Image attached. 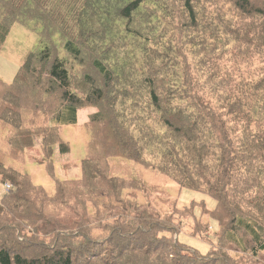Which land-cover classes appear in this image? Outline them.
I'll use <instances>...</instances> for the list:
<instances>
[{
  "label": "trees",
  "instance_id": "trees-1",
  "mask_svg": "<svg viewBox=\"0 0 264 264\" xmlns=\"http://www.w3.org/2000/svg\"><path fill=\"white\" fill-rule=\"evenodd\" d=\"M211 1L0 0V47L14 23L40 26L0 77L9 155L38 137L47 152L49 129L67 151L60 126L94 108L81 175L52 192L0 151V264H264V0ZM113 159L214 198V236L193 217L207 250L179 239L169 192Z\"/></svg>",
  "mask_w": 264,
  "mask_h": 264
},
{
  "label": "rangeland",
  "instance_id": "rangeland-1",
  "mask_svg": "<svg viewBox=\"0 0 264 264\" xmlns=\"http://www.w3.org/2000/svg\"><path fill=\"white\" fill-rule=\"evenodd\" d=\"M218 2L219 0H212L209 2L207 4L208 9L214 10L213 5L216 3L218 4ZM227 11V7L216 10L215 16L221 17L225 14L226 17H228L226 14ZM225 19L223 21L227 22L228 19ZM262 22L263 21L260 22V27L261 24L263 26ZM39 31L40 26H35L33 23H30L28 26H23V24L16 22L12 25L5 42L0 47V77L4 81L10 82L13 79L25 53L37 44ZM256 31L259 30L257 29ZM93 111L94 108L92 107L80 108L77 110V122L75 124H64L60 126V140L68 143V150L65 152L60 151L59 144L56 145L55 141L52 139L53 130L49 129L48 145L50 148H47V152L41 146V137H38L37 139L35 138L32 146L26 147L23 151H20L17 157H11L7 151V138L18 126L11 123V127L9 125L3 127L0 124V151H3L6 155L3 159L4 165L27 173L35 185L42 186L48 192L54 190L56 180L79 178L81 175V160L85 156L86 144L89 138V134L84 127V121L87 120L88 114ZM11 117L12 116L9 118ZM15 142L18 144L17 141ZM111 162L114 173L118 175L132 173L133 175L139 176L148 188L155 187L159 190L169 192L171 197L175 198L176 205L184 208L174 212L177 221L181 220L183 223L182 230L179 233V239L201 253L207 250L209 246L208 242L195 236V234L199 232L197 233L194 230L196 228H201L203 230L202 224L208 225V227L210 226V231H207V233L211 237L214 236V232L218 230L217 222L207 215V211L211 210L216 204L214 198H211L201 191H193L184 187H179L178 184L165 175L153 172L140 164L118 159H113ZM6 185H9L10 188L9 183L3 184V182L1 183L0 181V194L3 193L4 190H7ZM133 195L132 193V196ZM136 195L140 202L144 201V197L140 192L136 193ZM173 198L166 200L165 205L172 204V201H174L172 200ZM191 202H194L193 206L189 205ZM201 202H203V205ZM201 215H203L202 217L205 223L202 222V224L195 226L193 217H199ZM200 237L203 236L200 235ZM242 264L254 263L250 260H246V262Z\"/></svg>",
  "mask_w": 264,
  "mask_h": 264
},
{
  "label": "built area",
  "instance_id": "built-area-1",
  "mask_svg": "<svg viewBox=\"0 0 264 264\" xmlns=\"http://www.w3.org/2000/svg\"><path fill=\"white\" fill-rule=\"evenodd\" d=\"M6 188L8 189L9 188V185H6Z\"/></svg>",
  "mask_w": 264,
  "mask_h": 264
}]
</instances>
